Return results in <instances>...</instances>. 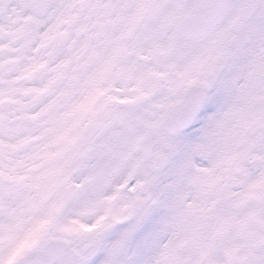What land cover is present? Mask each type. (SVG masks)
I'll list each match as a JSON object with an SVG mask.
<instances>
[{"label":"snow or ice","instance_id":"obj_1","mask_svg":"<svg viewBox=\"0 0 264 264\" xmlns=\"http://www.w3.org/2000/svg\"><path fill=\"white\" fill-rule=\"evenodd\" d=\"M0 264H264V0H0Z\"/></svg>","mask_w":264,"mask_h":264}]
</instances>
